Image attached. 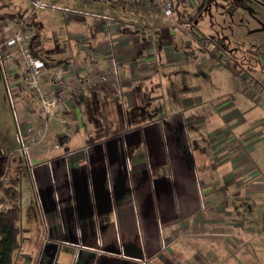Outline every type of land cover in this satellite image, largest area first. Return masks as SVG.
I'll return each mask as SVG.
<instances>
[{
    "label": "crops",
    "instance_id": "1",
    "mask_svg": "<svg viewBox=\"0 0 264 264\" xmlns=\"http://www.w3.org/2000/svg\"><path fill=\"white\" fill-rule=\"evenodd\" d=\"M31 27L38 37V23ZM114 41L119 76L100 88L42 117L14 94L21 130L31 126L23 138L36 141L44 132L27 160L18 147L1 152H11L8 186L20 195L18 256L31 263L39 256L62 264H253L259 241L238 247L240 222L231 217L240 201L262 206L264 108L240 112L223 100L186 118L175 108L153 114L154 99L135 85L136 53L151 49L128 36ZM80 44L62 65L43 60L35 42L31 54L45 65L39 80L47 94H58L70 68L86 77L106 65V47L87 52ZM17 67L4 63L7 83L20 90Z\"/></svg>",
    "mask_w": 264,
    "mask_h": 264
},
{
    "label": "rangeland",
    "instance_id": "2",
    "mask_svg": "<svg viewBox=\"0 0 264 264\" xmlns=\"http://www.w3.org/2000/svg\"><path fill=\"white\" fill-rule=\"evenodd\" d=\"M32 1L35 0H0V14L16 18L28 17L32 11ZM201 3V9L184 32L173 27L172 21L147 5L117 2L104 4L84 0H44V4L66 9L69 13L48 8L35 10L30 24L39 25L36 47L43 60L60 62L62 65L66 64V56L76 50L77 41L81 43L80 48L87 52L100 45L105 48L107 43L112 45L114 51L116 35L134 38L139 46L149 47V55L139 51L136 53L135 59L142 62L141 80L135 85L139 89L143 88L148 101L154 99L150 109L154 110L153 114L172 115L175 108L179 117L186 118L197 112V109L211 108L223 100H227L226 104H231L232 108L240 109V112L245 111L247 105L249 108L255 105L254 107L263 109L264 0H203ZM194 12L195 9L189 11L190 14ZM71 13L82 16L77 19ZM95 17L107 18L111 22L106 25L103 20ZM178 24L182 23L178 21ZM132 59L131 55L124 66L133 67L130 65ZM119 65L121 62L118 61L117 67ZM119 71L117 68V76ZM19 73L22 89H12L7 83L5 68L0 66V153L19 147L17 135L23 138L22 130H31L30 124L21 130L17 120L20 104L14 94L26 100L28 111H36L41 117L46 113L39 100V95L43 97L44 90L40 88L38 94L35 89H30L28 81L24 80V74L21 71ZM252 82L261 88L257 97L249 91ZM46 95L44 91V96ZM52 109L49 106L46 111L50 113ZM253 110L250 115L254 114ZM145 111L150 112L147 109ZM43 129L44 123L41 126V130ZM43 138L44 132L41 131L36 141L23 140L29 149L42 143ZM238 207L235 212L238 216L233 214L231 219L240 222L241 242L259 241V246L252 255L255 259L253 264H264V253L261 251L264 250V244L259 238L257 241L253 238L261 234L263 207L259 208L256 202L254 209L248 202L241 201ZM244 216L247 222L242 220ZM216 217L221 218V215H215L214 218ZM251 228L255 231L248 232ZM35 250L39 255L41 247ZM16 252L13 264H62L60 257L58 261L54 257L49 261L46 258L42 261L39 256L31 263L19 257L24 255L20 248ZM67 256L72 259L71 253ZM64 262L70 264L68 260ZM233 264L237 263L234 261Z\"/></svg>",
    "mask_w": 264,
    "mask_h": 264
},
{
    "label": "built area",
    "instance_id": "3",
    "mask_svg": "<svg viewBox=\"0 0 264 264\" xmlns=\"http://www.w3.org/2000/svg\"><path fill=\"white\" fill-rule=\"evenodd\" d=\"M83 1V0H75ZM98 3H124L129 5H148L156 10H158L163 17L172 21L173 27L184 32L188 28L187 23L178 24L176 19V6L178 4H183L184 9L189 13L190 10L195 9L203 0H84ZM32 11L28 17L25 18H0V66L4 68V63L6 61L11 62L13 65L18 66L17 68L24 74V80L28 81L30 89H35L39 94L38 90H41L39 86V79L43 72H45L44 63L32 56L30 52V42L35 36L34 29L30 26V18L35 10H44L48 8L55 11H63V13H69L66 9H61L53 5L44 4V0H35L31 2ZM189 10V11H188ZM75 18L82 16L81 14L71 13ZM86 16V15H83ZM94 17V16H91ZM98 18V17H95ZM103 20L106 25L111 22L107 18H98ZM108 22V23H107ZM175 22V23H174ZM118 31V30H117ZM106 48L108 49V55L106 58V65L101 69H97L95 72L90 73L86 77H78L75 71L70 68L67 75L64 76L63 82L60 84V89L58 94L53 97L51 93H48L43 97L40 94L39 100L40 104L46 111L47 107H55L58 103L68 102L74 100L80 95L84 90L100 88L104 83L107 82L110 76L117 77V60L114 55L112 45L107 43ZM19 74V72L17 73ZM252 91L256 97L259 95L261 88L257 83H250L249 91ZM264 100V98H262ZM45 113V114H46ZM19 142V143H18ZM17 143L19 147L17 152L22 155L26 160L28 159V147L25 141L20 135H17ZM0 181L3 184H8V179L1 177ZM260 196L262 200L263 216L261 220V234L258 236H253L256 240L259 238L264 242V183L260 186ZM242 240L238 239L236 245L239 247L243 244Z\"/></svg>",
    "mask_w": 264,
    "mask_h": 264
},
{
    "label": "trees",
    "instance_id": "4",
    "mask_svg": "<svg viewBox=\"0 0 264 264\" xmlns=\"http://www.w3.org/2000/svg\"><path fill=\"white\" fill-rule=\"evenodd\" d=\"M203 3H200L193 14H188L183 4L176 6V19L180 23L190 24L196 13L199 12ZM9 15H0V18H9ZM31 20V18H30ZM30 23V22H29ZM31 26V24H30ZM37 36L30 42V52L34 48ZM10 153H0V178L9 179L8 162ZM19 192L3 184L0 181V264H13V257L19 248L20 230L17 225L19 214Z\"/></svg>",
    "mask_w": 264,
    "mask_h": 264
}]
</instances>
